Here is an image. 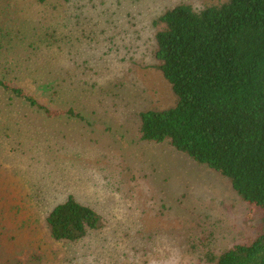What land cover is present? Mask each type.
<instances>
[{"label":"rangeland","instance_id":"374dc122","mask_svg":"<svg viewBox=\"0 0 264 264\" xmlns=\"http://www.w3.org/2000/svg\"><path fill=\"white\" fill-rule=\"evenodd\" d=\"M223 1L0 0V30L15 40L3 42L0 73L42 70L70 87L80 114L49 120L0 96V264H207L209 251L258 235L259 208L229 179L139 139L141 113L177 104L154 68V20ZM70 193L106 227L56 243L35 221Z\"/></svg>","mask_w":264,"mask_h":264},{"label":"trees","instance_id":"16d2710c","mask_svg":"<svg viewBox=\"0 0 264 264\" xmlns=\"http://www.w3.org/2000/svg\"><path fill=\"white\" fill-rule=\"evenodd\" d=\"M153 27L154 68L177 104L141 113L139 139L168 143L229 179L246 204L259 208L258 235L219 254L209 251L207 264H264V0H225L201 10L181 4L154 20ZM2 33L0 50L10 40L8 31ZM14 66L3 69L15 77L0 73V96L49 120L80 117L66 99L67 84L45 81L43 71L30 73L32 68L22 76ZM35 223L41 236L61 244H77L106 227L104 217L73 193Z\"/></svg>","mask_w":264,"mask_h":264}]
</instances>
